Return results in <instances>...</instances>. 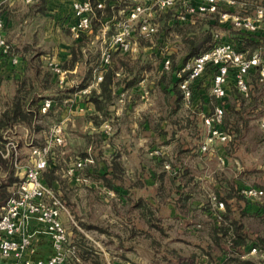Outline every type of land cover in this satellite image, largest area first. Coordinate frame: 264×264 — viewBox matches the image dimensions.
I'll use <instances>...</instances> for the list:
<instances>
[{
  "label": "crops",
  "instance_id": "crops-1",
  "mask_svg": "<svg viewBox=\"0 0 264 264\" xmlns=\"http://www.w3.org/2000/svg\"><path fill=\"white\" fill-rule=\"evenodd\" d=\"M64 3L67 7H64ZM248 3L253 9L251 15H255L259 8H264L259 4V0H248ZM244 4L241 0H236L234 4L224 0L220 3V8L241 13L242 10L239 9ZM40 6L44 9L41 12L36 11ZM69 6L70 0L61 2L35 0L32 4H27L24 0L0 2L1 12H5L7 19L5 33L8 41L17 23L22 25L21 18L25 22H28L27 18L45 20L47 36L56 41V46L45 49L42 46L14 48L12 53L20 58L16 65L12 64L9 58L0 57V109L4 107V104L10 103L17 94L18 80H23L24 76L33 75L35 63H41L43 70H50L56 86L48 89L42 87L41 83L37 93L41 98L39 114H36L31 124L17 123L10 128L12 131L9 134L18 139L21 151L20 165L16 166L12 158L10 162L14 166L10 169H6L0 163V182L9 184L8 191L13 192L32 160V145H44L52 126L61 124L65 144L52 145L48 155V166L43 174L44 177L45 173L54 175V178L47 183L60 195L66 206L61 213L63 223L70 222L66 216H71L67 203V191L75 190L88 183L91 189L99 186L105 192V200L111 206V212L106 216L112 217L113 225L117 228L111 232L109 228H104L102 225L75 223L72 220L74 234L71 232L69 244L72 243V247L76 248L79 254L82 236L86 234V230L94 233V236L97 232L107 234L108 241L106 238L105 244L96 236L89 237V244L95 248L99 246L101 250L126 249V253H121L125 264H131V261L137 264V260L133 258L135 256L130 255L129 252H131L130 249L140 247V238L144 237L149 227L142 211L143 204L150 205L156 212V216L168 219L169 229L173 232L189 234L203 227L204 222L210 219L209 217L220 219L219 210L221 209L215 204L213 195L221 200V195L229 190V185L236 184L235 177L227 178L220 171L221 166L213 156L214 154L200 152V143L206 133L203 116L212 112L217 105V100L211 93L213 75L208 73L202 76L194 83L192 98L186 100L183 97L178 102L174 87L176 86V89L180 87L179 83L175 85L174 83L187 76L183 70L185 54L183 43L171 50L169 54H165L169 56L179 53L183 56L176 61L175 66L171 63V68L168 70L164 67V57L155 64L149 66L147 64V55L156 53L155 55L164 56L158 53L159 49L149 51V47L140 45L130 52L116 51L115 53L124 56L128 53L133 59L141 60V62L138 64V69L133 72L128 71L124 66L115 69L112 85L113 100L108 107V114H102L90 98L94 91L101 92L103 79L98 81L97 78L99 75L104 78L105 71L114 62L112 61L111 64L102 62L104 48L96 43L100 40L104 43L111 35L106 37L104 29L96 35L93 34V30L86 32L85 34L90 36V42L89 46L82 49L84 58L70 66L71 44L75 38L72 32L68 31L72 40L67 44L65 36H61L63 35L61 29L65 33L69 30L66 24ZM24 8L26 12L22 15L19 11ZM183 9L185 12L181 11L182 8H178L176 12L180 13L179 22L186 28L187 35L196 32L202 34L208 27L207 23L217 21L215 30L217 39L227 41L234 38L229 31L231 25L222 21L219 13L215 16H212V13L199 12L193 15L188 13L186 8ZM183 16H185L184 19H181ZM18 19L19 22H17ZM175 21L169 20V24L172 25ZM112 22V19L105 21L108 28ZM204 22V28L200 30L198 25ZM261 25V30L253 36L261 42L254 52H260L264 59V20ZM39 27L35 30L38 37L42 34ZM170 34L182 40L183 34L176 31ZM163 40L164 38L161 37L160 41ZM89 59L90 62H87ZM50 62L59 64L67 71L63 79L53 71ZM88 70H90V76L86 79ZM42 75V73L39 75V79ZM258 76L254 82L258 87L264 86L259 73ZM134 79L135 82L131 86L126 85ZM83 82H87L86 86L79 88ZM66 90L68 92H65ZM236 96L229 85L226 102L224 101L225 107L228 109L230 105H236V109L243 111V114H226L225 120L239 119L238 126L242 128L241 137H243L246 136L251 122L259 117L263 102L260 100L259 103H255L252 97L245 98L242 102ZM263 96L260 95V97ZM46 98L53 99V107L44 114L41 112V106ZM244 121L247 123L244 124ZM0 143L5 145L4 133ZM157 150L161 154L155 156L153 153ZM87 158H90V161L85 162L81 168L77 167V162ZM168 161L171 163V169L165 168ZM117 166L120 171L115 172ZM52 167L56 168L54 172H50ZM70 169H74V172L71 173ZM237 181L242 184L241 180ZM208 190L210 192L207 202H210L212 207L209 210H200L199 216L203 219H200V222H194L197 218L195 214L185 210H191L195 204L200 206L202 199L199 195L201 192L208 194ZM250 207L254 210L255 207L259 208L257 205ZM51 254L52 248L48 240L43 236L40 237L33 257L47 258ZM135 255H137L136 258H140L139 252ZM86 260L79 258V255L77 257L80 264H85Z\"/></svg>",
  "mask_w": 264,
  "mask_h": 264
},
{
  "label": "built area",
  "instance_id": "built-area-1",
  "mask_svg": "<svg viewBox=\"0 0 264 264\" xmlns=\"http://www.w3.org/2000/svg\"><path fill=\"white\" fill-rule=\"evenodd\" d=\"M14 0H0L5 3ZM35 0H24L27 4ZM61 2L64 0H54ZM66 1V0H65ZM109 0H70V10L66 18L67 28L74 38L92 30V20L96 16L97 8H104ZM224 0H129L128 5L121 7L116 18V30L104 48L102 62H111L112 51L130 52L135 48V31L143 37L155 36L158 25L152 20L159 10L172 8L178 2L187 6L188 13H219L222 21L237 28L256 32L264 20V8H259L255 15H243L237 11L222 10L220 3ZM234 4L236 0H227ZM185 16L181 17L184 19ZM136 24V25H135ZM6 24L0 9V57L9 58L12 64L19 63V57L12 53V47L6 37ZM209 64L219 67L215 73L211 86V93L219 102L214 110L203 116L205 138L200 144V151L208 153L217 143L228 140L229 134L223 128L225 118L224 104L220 101L226 96L227 85L232 77L234 84L241 94L248 96L250 89L246 76L253 69L258 68L260 80L264 82V59L260 52L249 53L240 50L230 41L218 39L207 51L189 59L183 68L187 73L180 87L184 98L190 100L193 96L192 84L201 78ZM54 72L63 79L67 71L55 63L50 62ZM166 70L171 68V60L164 61ZM234 68V75L231 72ZM98 81L103 79L98 76ZM53 107V99L46 98L41 106V112L47 114ZM264 126V122L262 124ZM4 132L5 145L0 143V154L5 158H12L16 166L20 165L21 151L19 143ZM64 130L61 124H55L50 129L47 142L44 145H32V160L24 171L14 194L1 207L0 214V264H66L69 250L70 233L62 221L61 213L66 209L62 198L43 177V171L48 166V155L53 144H65ZM160 155V151L153 153ZM80 160L77 167L81 168L85 162ZM166 169H171L169 163ZM73 173L74 169H70ZM240 193L247 199L257 202L264 198V190L257 186H242ZM213 200L219 209H224V202L213 195ZM45 237L52 248V254L47 258H34L36 244L40 237ZM257 247L251 248V253L257 252Z\"/></svg>",
  "mask_w": 264,
  "mask_h": 264
},
{
  "label": "trees",
  "instance_id": "trees-1",
  "mask_svg": "<svg viewBox=\"0 0 264 264\" xmlns=\"http://www.w3.org/2000/svg\"><path fill=\"white\" fill-rule=\"evenodd\" d=\"M44 2V0H40ZM93 3H96V0H92ZM264 2V0H263ZM34 3V2H33ZM129 0H109L106 3V6L104 8H97L96 9V16L92 20V30L93 34H97L99 32L98 26L102 25L106 20L112 19L111 25H113L114 22H116V15L121 7H124L128 5ZM32 4V3H31ZM178 8H182V12H185L183 8L187 9V6L183 4L182 2H178L174 7L167 8L163 10H159L155 13L153 17V21L155 24L158 25V28L160 27V24H162L161 29H163V32L166 33V30L170 31H176L179 32L182 35V43L185 46V54L184 56V66L185 63L195 57L200 55L201 53L209 50L215 43H216V37H215V25L217 24V21L214 23H207L208 27L205 28L202 32V34H199L196 32L195 34H186V28L182 27L180 28V22H179V15L180 13H177L176 10ZM43 7H39L36 11L43 10ZM161 12H164L163 15H160ZM159 13V14H158ZM2 14L5 18V24L7 26V19L5 16V12L3 11ZM194 15V13H193ZM217 15V13H212V16ZM160 16V17H159ZM115 18V19H114ZM169 20H176L172 25L169 24ZM93 22H95V26H93ZM175 25V28L173 27ZM205 22L201 23V28H204ZM230 33L234 35L233 39L227 40L230 42H233L237 48L240 50L248 51L249 53H254V50L257 48V46L260 45V41H257L255 38H253L254 34L256 32H259L261 28H259L256 32H251L246 29L237 28L233 25L230 26ZM68 29V28H67ZM165 29V30H164ZM137 30V29H136ZM199 30V32H200ZM70 31V30H67ZM138 31V30H137ZM196 31V30H193ZM86 33V32H85ZM85 33H82L79 38H75L71 44V52H72V58L70 60L69 65L73 66L75 62L78 60H82L84 58L82 49L84 47L89 46L90 42V36H87ZM164 35V34H163ZM164 38V36H162ZM159 40H161V36H159ZM12 50L14 52V48L12 47ZM115 50L112 51V57L111 62H114L113 65L109 66L107 71H105L104 78L101 82V92H93L91 94V101L94 102L96 109L101 112L102 114H108V107L112 103L113 100V81H114V74L115 69H117L120 66H124L128 69V71L133 72L134 70L138 69V64L141 62V60L133 59L130 57V54L119 55L118 53H115ZM15 54V53H13ZM155 55V54H154ZM181 56V57H183ZM167 57H174L173 60L176 61V55L171 54ZM20 61V58H19ZM165 61V59H164ZM87 62H90V59L87 60ZM150 64H148L149 66ZM173 66L175 64L173 63ZM35 68H33V75H30L28 77L24 76L22 78L23 80H18V89L17 94L13 98V100L10 103L4 104V107L0 109V139L3 137V133L10 129L12 126H14L17 123H27L31 124L36 117V114H39V101L40 97L37 95L39 92V88L42 87L51 89L55 88V81L53 79V74L50 72V70H43L41 67V63H35ZM219 67L213 64H209L206 68V71L204 73L208 74L211 73L214 77L215 73L218 72ZM232 74L234 75L235 70L234 68L230 69ZM43 74L41 79H39V75ZM259 70L258 68H253L246 76L247 83L249 84V95L245 96L238 92L234 80L230 79L227 88L229 85H231L233 92L237 95L236 98L242 100L244 102L245 98H253V101L255 103H259L260 100H258L257 97H255V93L259 90L257 84L254 82L256 78H258ZM203 75V76H204ZM90 76V70L86 72V79H88ZM202 78V77H201ZM183 78H180L176 80L174 85L176 83H179ZM200 80V78L198 79ZM196 80L195 82H197ZM135 82V79L132 81H129L126 83V85L131 86L132 83ZM193 82L192 84V90L193 86L195 85ZM87 82H83L79 88H82L86 86ZM175 92L178 96V102L184 97L183 91L181 87L179 89H176V86L174 87ZM71 91V90H69ZM182 91V92H181ZM65 92H68L66 90ZM227 92V89H226ZM63 96V95H61ZM226 96L220 101V104H224L225 108V115L226 114H243V111H239L236 109V105H230L227 109L225 107L226 102ZM251 102V103H254ZM219 102H217L218 104ZM247 108L245 107V110ZM228 112V113H227ZM239 119L236 120H230L224 119L223 128L232 134L234 137L232 141L230 142V145H232L241 135L243 134L242 128L238 126ZM247 122L244 121V124ZM228 149V148H227ZM234 148H231L229 146V152L232 151ZM11 158H3L0 155V163L6 168L10 169L14 165L10 162ZM56 168L52 167L50 169V172H54ZM120 171V168L117 166L115 169V172ZM44 172V171H43ZM44 177V174H43ZM52 178H54L53 174H47L45 173L44 179L47 181H51ZM10 179V178H9ZM20 181V180H19ZM19 183V182H18ZM17 183V186H18ZM239 183V182H238ZM8 185L4 182H0V212L1 207L7 202V200L14 194L15 190L13 192L8 191ZM264 190L263 186H259ZM240 184H231L228 187V191L225 192V194H222L221 200L224 202V209L219 210V216L220 219L209 217L210 219L207 220L205 225L199 230H207L209 238L211 239L210 242L212 244H209L208 247H213L214 244L221 247L222 252H224L221 255V262L223 264H262L259 261L253 259V258H244L243 254L244 251H249L252 247H261L264 249V238L259 237L257 239H253L252 242L250 241L251 238L248 236V232L246 231V228L243 224L242 217L244 215H253L257 216L258 218H261L264 221V206L263 205H257L259 208L255 207V210L252 209L250 206L254 205L252 204L253 201L247 199L244 195L240 193ZM221 194V193H219ZM220 197V196H219ZM186 201V200H185ZM184 201V203H185ZM183 206V205H182ZM143 213L145 215V220L147 222V225L149 226L146 229V233L151 232L152 230H157L160 233L165 230V223L161 221L163 218H160L159 216H156V212L152 209L150 205L143 204L142 205ZM211 203L207 202V204L204 206V210H209L211 208ZM236 211H239L241 218H236ZM147 236V235H146ZM71 237V233H70ZM70 237H69V243H70ZM75 243H73L74 245ZM81 248H79V254L77 253L76 248L72 247V243L68 244L67 249L69 250L66 264H80L79 261H77V257L79 255V258L82 259H90L91 254L88 252L87 247L84 246V244H81ZM199 247V246H198ZM205 250V249H203ZM209 257L212 256V253L209 251L205 252ZM213 259V256L211 257V261ZM211 261L208 264H212Z\"/></svg>",
  "mask_w": 264,
  "mask_h": 264
},
{
  "label": "rangeland",
  "instance_id": "rangeland-1",
  "mask_svg": "<svg viewBox=\"0 0 264 264\" xmlns=\"http://www.w3.org/2000/svg\"><path fill=\"white\" fill-rule=\"evenodd\" d=\"M241 1L245 3L244 5H241L242 7L239 9L242 10L241 13L243 15H251L253 9L248 3V0ZM259 4L264 6L263 0H259ZM3 5L4 4H2V6ZM65 6L67 7V5L64 3V7ZM25 10V8L20 10V14L25 15ZM163 14L164 12L160 13V15ZM117 17L118 13L116 15V18ZM21 20L22 25H20V23H17L16 28L13 29V31L11 32V37L9 38L11 47H19L21 49L25 48L26 46H36V48H40L42 46L45 49L50 46H56V41L48 37L45 32L47 27L45 20L39 18L33 20L31 18H27L28 22H25L23 18H21ZM17 22H19V19ZM115 23L116 22H114L113 25L110 24L109 28L107 26V23L105 22L102 25H99V33L101 32V30L104 29L106 37L108 35L113 34L116 30ZM95 24L96 23L93 22V26H95ZM38 26H40L39 29L42 30V34L40 37L37 36L38 34L35 31L38 30ZM181 26L182 25H180V28L184 27V25L182 27ZM161 27L162 24H160L158 33L152 37H143L139 35L138 31L136 30L134 38L135 47L145 45L149 47V51L159 49L158 53L164 54V56L154 55L153 53L151 55H147V64H155V62L157 63V61H160V59H162L163 57L165 60L169 58L171 60V63L176 64V61L181 58L179 53L175 54L176 61L173 60L174 57H167V55L165 54H169L171 50L181 46L182 40H179L180 38L176 37L175 35H171L170 32L172 31L169 32V30H166V33L163 32V29H161ZM173 27L175 28V25H173ZM198 27L201 28V24H199ZM216 29L217 25L214 30ZM61 33L63 34L61 36H65L67 44L70 43L72 38L69 36V32L66 31L65 33L64 30L61 29ZM159 36H164V40L160 41ZM215 37L216 40H218L217 34H215ZM96 44L103 48L108 45V43H103V40H100ZM15 51H17V49ZM130 57L133 58L132 56ZM258 89L259 90L256 92L255 97H258V100H262L263 106L262 109H260L259 117L251 122L249 130L246 132V136L239 137L232 145H230V142L234 137L231 133L228 132L229 138L226 142H217L213 146V148H211L210 152L203 153L214 154L213 156H215V159L221 166L220 171L223 172V175L230 179L235 177L237 180H241V187H264V126L262 125L264 122V96L260 97V95H264V86H260L258 87ZM9 136L11 138L13 137L11 134ZM15 139L18 141L17 138ZM229 146L231 148H234L232 151L230 150V152ZM169 164L171 163L169 162ZM237 180L235 181L239 185ZM209 192V190L208 194L206 192H201V194L199 195V197L202 199L200 200V206H197L195 204V208L193 207L191 208V210H185V212L195 214V217L197 218L194 222H200V219H203V217L199 216V212L200 210H204V205L207 203V200H209ZM66 196L69 210L71 213V216H66L70 222H65L69 233L73 232L74 234V230L72 228V220H74L75 223L83 222L88 225H102V227L104 228H109L111 232H114L115 229H117L113 225L114 222L112 221V217L106 216L108 213L111 212V206L110 203L105 200V192H103V190L100 189L99 186H96L94 189H91L89 187V184L86 183L75 190H68ZM252 204H259L264 206V198L260 201L252 202ZM236 212V218H241L239 211ZM161 221L165 223V230L163 229V231L160 233L157 230L151 229V232L144 234V237L140 238L139 248L130 249L131 252H129V254L135 256L133 258L137 260V264H208L211 261L212 256V264H223L220 259H222L221 255L224 252H222L221 247L216 244H214V246L211 248L208 247V245L212 244V242H210L211 239L209 238L206 229L194 230L189 234H183L182 232H173L172 230H170V221L168 219L164 218ZM242 221L246 228V231L248 232V236H250L251 238V242L253 239H257L259 237L264 238V221L261 218L247 214L242 217ZM85 233L86 234H83L82 236V244L87 247L88 252H90L91 254V258L86 260L85 264H125L123 258L121 257V253H126V249L121 250L111 248L108 250H101V247L98 246L95 248L93 245L89 244L90 236H96V238H98L105 244L108 241L107 234H101L100 232H97L94 236V233H89V230H86ZM257 248V252L254 253L250 252L251 249L247 252L244 251L243 257L253 258L259 261L260 263L264 264V249L259 246H257ZM206 251L211 252L212 256L209 257V255L205 253ZM137 252H139L140 258H136L137 255L135 254ZM131 264L136 263L131 261Z\"/></svg>",
  "mask_w": 264,
  "mask_h": 264
}]
</instances>
